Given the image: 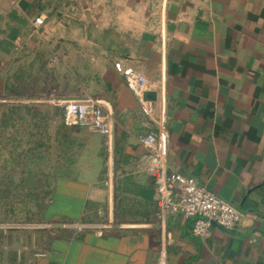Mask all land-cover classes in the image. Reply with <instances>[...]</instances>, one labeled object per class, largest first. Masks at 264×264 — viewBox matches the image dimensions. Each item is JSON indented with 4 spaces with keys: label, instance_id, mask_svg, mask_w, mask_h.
Listing matches in <instances>:
<instances>
[{
    "label": "crops",
    "instance_id": "1",
    "mask_svg": "<svg viewBox=\"0 0 264 264\" xmlns=\"http://www.w3.org/2000/svg\"><path fill=\"white\" fill-rule=\"evenodd\" d=\"M116 62L157 93L148 113ZM84 99L109 136L65 124ZM1 116L19 133L0 156V264H264V0H0ZM162 130L168 171L233 205V230L203 242L161 218L141 139Z\"/></svg>",
    "mask_w": 264,
    "mask_h": 264
},
{
    "label": "built area",
    "instance_id": "2",
    "mask_svg": "<svg viewBox=\"0 0 264 264\" xmlns=\"http://www.w3.org/2000/svg\"><path fill=\"white\" fill-rule=\"evenodd\" d=\"M43 24L44 20L37 18L34 22V32L38 33ZM114 68L123 76L129 90L139 98L145 114L148 113V104L151 103L142 101L148 84L146 77L121 62H116ZM63 110L66 125L95 129L104 136L110 135V128L105 124V115L98 101L93 99L69 101L64 104ZM168 142L164 130L158 135L149 133L141 139L143 147L148 151L147 171L155 178L161 218L164 219L167 215H182L191 221L193 236L203 242L214 226L226 231L233 230L242 220V214L233 205L197 184L194 179L168 171L166 162ZM161 264H164V260Z\"/></svg>",
    "mask_w": 264,
    "mask_h": 264
},
{
    "label": "rangeland",
    "instance_id": "3",
    "mask_svg": "<svg viewBox=\"0 0 264 264\" xmlns=\"http://www.w3.org/2000/svg\"><path fill=\"white\" fill-rule=\"evenodd\" d=\"M6 121H7L6 116H3V117L1 116L0 117V156H6L5 155V151H7V145H5V143L7 142L6 140L12 138V135H13L14 136V141H16L15 140L16 135H18V133H19L18 130H14L13 132L12 131H8V129H7L8 127H6V125H8V124L6 123ZM9 144L13 145L14 143H13V141L12 142L10 141ZM8 149L11 150V151L14 150V149H12L11 146L8 147Z\"/></svg>",
    "mask_w": 264,
    "mask_h": 264
},
{
    "label": "water",
    "instance_id": "4",
    "mask_svg": "<svg viewBox=\"0 0 264 264\" xmlns=\"http://www.w3.org/2000/svg\"><path fill=\"white\" fill-rule=\"evenodd\" d=\"M89 22H90V24H91V26H92V28L94 30V25H93L91 19H90ZM156 100H157V93L156 92H149V91L147 92L146 91V92L143 93L142 101L144 103H151V105H152V103L155 102ZM140 105H141L142 111L144 112L143 106H142L141 103H140ZM116 141H117V138H116V135L114 133L113 134V138H112V153L113 154L115 153ZM199 264H215V261L212 259V260H209L208 262L202 261Z\"/></svg>",
    "mask_w": 264,
    "mask_h": 264
}]
</instances>
